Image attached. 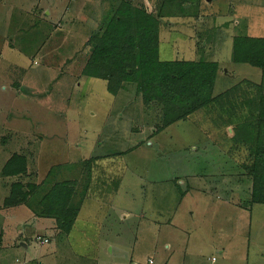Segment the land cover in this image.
Wrapping results in <instances>:
<instances>
[{"label": "rangeland", "instance_id": "374dc122", "mask_svg": "<svg viewBox=\"0 0 264 264\" xmlns=\"http://www.w3.org/2000/svg\"><path fill=\"white\" fill-rule=\"evenodd\" d=\"M110 2L0 0V264H264V206L250 204L251 180L235 163L229 175L210 135L191 120L166 126L131 90L114 97L81 75ZM184 3L163 29L161 59L219 63L215 95L260 83L262 70L231 51L235 36L264 40V0ZM14 155L28 178L1 176ZM16 181L75 190L70 229L37 216L41 191L31 207L3 208ZM123 210L136 217L122 223ZM90 211L107 220L91 223Z\"/></svg>", "mask_w": 264, "mask_h": 264}, {"label": "trees", "instance_id": "16d2710c", "mask_svg": "<svg viewBox=\"0 0 264 264\" xmlns=\"http://www.w3.org/2000/svg\"><path fill=\"white\" fill-rule=\"evenodd\" d=\"M110 1L111 14H105L100 29L88 40L89 55L81 75L104 80L114 97L131 90L145 106L160 111L166 126L193 121L251 180L250 204L264 206V40L235 36L231 51L233 63L262 70V81L243 80L215 95L219 63L206 58L163 61L160 56L163 29L175 17L174 6L185 4L184 0H159L152 11L148 0ZM201 47L199 42V51ZM27 174V160L19 155L12 156L1 169L3 178H28ZM63 185L41 188L16 181L3 208L31 207L33 196L41 191L45 194L41 201L47 207L37 216L55 220L60 230H69L67 219L75 214L69 206L76 192L65 194Z\"/></svg>", "mask_w": 264, "mask_h": 264}, {"label": "crops", "instance_id": "0c3cea01", "mask_svg": "<svg viewBox=\"0 0 264 264\" xmlns=\"http://www.w3.org/2000/svg\"><path fill=\"white\" fill-rule=\"evenodd\" d=\"M209 1V0H208ZM223 157H226V158H228V161L226 162V164H225V162H222L223 164H224V168H225V170H227V172L229 173V175H230V172H231V174L232 175H234V174H236L235 173V164H232V163H235L233 160H231L228 156H223ZM223 169V168H222ZM224 170V169H223ZM222 172V174H225V171H221ZM36 175H38V174H36ZM235 177V176H234ZM223 178H224V176H223ZM244 178H247V177H244ZM248 186H250L249 187V189H248V193H249V195H251V185H248ZM85 207V206H84ZM126 207H127V205H126ZM125 207V208H126ZM124 208V209H125ZM131 208V207H130ZM129 208V209H130ZM84 210H87V211H89L88 210V208L86 209V208H84ZM95 216L97 217L98 216V214H95ZM133 217H136V214H135V210L134 211H129V210H123V211H121V214H120V220H121V222L122 223H126L129 219H131V218H133ZM87 218V220H89V221H91V223H94V224H96V225H100V226H102L103 224H104V222H105V220H107L106 219V215H104V217L102 218V219H95V221H92L91 219H92V212L90 211L89 212V214H88V216L86 217ZM45 241H48L49 243H50V241L48 240V239H45V240H43V241H41L42 243H45ZM47 242V243H48ZM167 245V249L169 250L170 249V245L169 244H166ZM25 247H26V245H24ZM118 252H120L121 253V255L123 254L124 255V253H122V250H120V249H118L117 250ZM112 254H114V252H112ZM150 262H152V264H155L153 261H151L150 260ZM149 262V264H151Z\"/></svg>", "mask_w": 264, "mask_h": 264}, {"label": "built area", "instance_id": "2783aa9c", "mask_svg": "<svg viewBox=\"0 0 264 264\" xmlns=\"http://www.w3.org/2000/svg\"><path fill=\"white\" fill-rule=\"evenodd\" d=\"M39 240V239H38ZM45 243H47V241H45ZM152 264V262H150Z\"/></svg>", "mask_w": 264, "mask_h": 264}]
</instances>
